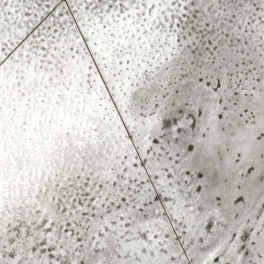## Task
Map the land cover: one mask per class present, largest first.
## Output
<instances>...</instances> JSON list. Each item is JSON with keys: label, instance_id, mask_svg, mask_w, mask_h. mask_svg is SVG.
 <instances>
[{"label": "snow or ice", "instance_id": "1", "mask_svg": "<svg viewBox=\"0 0 264 264\" xmlns=\"http://www.w3.org/2000/svg\"><path fill=\"white\" fill-rule=\"evenodd\" d=\"M0 264H264V0H0Z\"/></svg>", "mask_w": 264, "mask_h": 264}]
</instances>
